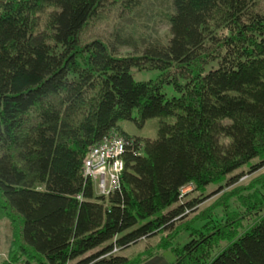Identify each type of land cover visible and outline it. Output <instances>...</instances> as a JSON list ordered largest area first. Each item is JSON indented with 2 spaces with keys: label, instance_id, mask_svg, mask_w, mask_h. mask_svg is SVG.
Here are the masks:
<instances>
[{
  "label": "trees",
  "instance_id": "16d2710c",
  "mask_svg": "<svg viewBox=\"0 0 264 264\" xmlns=\"http://www.w3.org/2000/svg\"><path fill=\"white\" fill-rule=\"evenodd\" d=\"M113 2L0 0L5 256L15 264H132L122 251L172 233L187 241L168 264H264V212L242 233L238 212L196 214L264 167V0H167L165 42L84 41L85 25ZM136 2L128 3L137 10ZM125 44L132 54L118 51ZM148 119L157 122L153 137L123 127ZM110 133L124 141V169L105 195L82 168ZM240 190L263 205L246 210L264 211V175Z\"/></svg>",
  "mask_w": 264,
  "mask_h": 264
},
{
  "label": "rangeland",
  "instance_id": "374dc122",
  "mask_svg": "<svg viewBox=\"0 0 264 264\" xmlns=\"http://www.w3.org/2000/svg\"><path fill=\"white\" fill-rule=\"evenodd\" d=\"M136 5L138 4V9L135 10L129 5V0H115V3H108L102 7L96 18L88 21L85 25V30L82 32V39L84 41L91 40L92 38L107 39L109 36L119 35L123 39L133 37V40L139 41L141 38L148 40H159L165 42L169 37L168 34V10L169 5L167 0H164L166 4L160 6L162 0H136ZM128 3V4H126ZM122 40V39H121ZM118 51L123 54H132L134 49L130 45L119 46ZM136 77L140 78H150L149 76H154L152 72H141L140 75L135 74ZM123 127L131 134L141 136V137H153L156 133L157 122L155 119H148L145 126L137 127L131 123H126ZM243 171L248 170V166L242 168ZM264 175V167L258 171L247 174L239 182L224 187L219 193L211 195L205 199L198 206V212L201 219L205 215L210 214L215 215L217 218L224 216L226 211L238 212L240 224L237 229L238 233L246 231L252 223H254L257 218L263 214L264 211H257V207L246 210L248 208L244 207V204H249L253 206L256 203L252 194L245 190H240L242 187L247 186L254 179L259 178ZM216 186L210 185L203 190V195L210 194L211 191L215 190ZM191 187H186L184 192L190 191ZM198 194V193H192ZM248 200H243L241 196H245ZM231 204V206L224 205ZM260 209L263 205L257 204ZM260 206V207H259ZM233 217V216H232ZM4 213L0 209V264H5L10 262L9 256H5L7 243L4 237ZM202 222V221H201ZM221 222V219L219 220ZM9 236V235H7ZM187 235L174 236L163 233L149 240H141L137 244L132 245L128 249L122 251L121 253L129 259L132 264H168L174 260V250L176 247H180L182 243L187 241ZM226 242H219L210 251V257L217 253ZM3 260H5L3 262ZM19 262H16L18 264Z\"/></svg>",
  "mask_w": 264,
  "mask_h": 264
},
{
  "label": "built area",
  "instance_id": "2783aa9c",
  "mask_svg": "<svg viewBox=\"0 0 264 264\" xmlns=\"http://www.w3.org/2000/svg\"><path fill=\"white\" fill-rule=\"evenodd\" d=\"M124 141L110 133L90 147L83 159V175L92 178L101 194L119 188V176L124 169ZM183 192V191H182Z\"/></svg>",
  "mask_w": 264,
  "mask_h": 264
},
{
  "label": "clouds",
  "instance_id": "9594fccd",
  "mask_svg": "<svg viewBox=\"0 0 264 264\" xmlns=\"http://www.w3.org/2000/svg\"><path fill=\"white\" fill-rule=\"evenodd\" d=\"M184 189H186V188H182V191L184 192Z\"/></svg>",
  "mask_w": 264,
  "mask_h": 264
}]
</instances>
